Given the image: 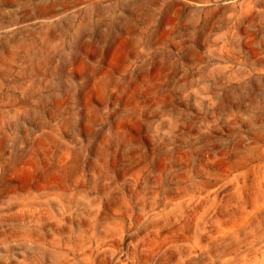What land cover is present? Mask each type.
Returning <instances> with one entry per match:
<instances>
[{"label":"rangeland","instance_id":"1","mask_svg":"<svg viewBox=\"0 0 264 264\" xmlns=\"http://www.w3.org/2000/svg\"><path fill=\"white\" fill-rule=\"evenodd\" d=\"M0 264H264V0H0Z\"/></svg>","mask_w":264,"mask_h":264}]
</instances>
